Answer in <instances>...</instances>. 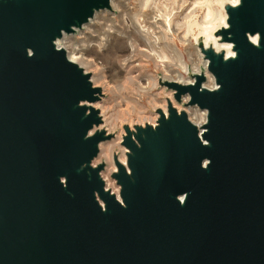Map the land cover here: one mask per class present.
I'll use <instances>...</instances> for the list:
<instances>
[{
    "label": "water",
    "instance_id": "95a60500",
    "mask_svg": "<svg viewBox=\"0 0 264 264\" xmlns=\"http://www.w3.org/2000/svg\"><path fill=\"white\" fill-rule=\"evenodd\" d=\"M110 3L0 0V264H264V0L225 6L235 56L200 46L217 89L163 81L203 128L172 103L124 126L120 198L103 91L59 47Z\"/></svg>",
    "mask_w": 264,
    "mask_h": 264
},
{
    "label": "bare ground",
    "instance_id": "6f19581e",
    "mask_svg": "<svg viewBox=\"0 0 264 264\" xmlns=\"http://www.w3.org/2000/svg\"><path fill=\"white\" fill-rule=\"evenodd\" d=\"M153 2L154 0H141V5L138 10L136 9L134 11H129L127 8L128 6L122 0H111L110 9L104 11L112 12L114 14L116 12L120 18V26L126 30V32L122 35L124 36L125 45L127 46L128 50L124 51L123 48H117L116 52L118 54L125 53L121 56V66L127 71L125 87L132 90L136 96L131 104L127 106L126 109L121 111H117L110 101H106L104 104H99L103 103V101L106 99L104 97L94 105L95 108L101 111L104 119V125L101 128H104L109 134L114 136L113 140L101 144L100 155L94 164H106V170L103 173V177L107 183V187L110 188L119 198L120 188L115 184L112 176L118 171L115 157H117L122 164L125 166L127 165L128 149L124 146V138L127 133L124 129V125L129 126L132 131H135L136 126H146L147 124L156 127L160 117L159 111L162 110L167 115L169 103H172L179 112H186L189 119L199 128H203L207 124L208 115L206 111H201L194 107H186L184 104L188 102V99H185L184 104H179L174 98V90L169 89L166 85L163 87V99L165 101V105L164 103L159 104V101H154L151 99V96L154 90L157 88V85L158 88L160 87L159 75H162V80L165 83L189 85L195 82V78L193 76L205 73L208 78V81L205 83V87L210 90H215L217 89V85L214 78L208 71L209 62L205 60L200 46L203 44L206 48L213 47L218 52L223 51L226 53L227 57L235 56L232 45L221 44L219 42L220 39L217 37V32L228 26V16L225 6L227 4L237 6L240 0H220V9H216L214 12L210 11L207 13L200 25L203 27L202 31L199 32L194 38L193 45L197 51L191 47V42L188 38H183L178 34V31L182 27H185V24L179 23L176 25V28H174V20L165 14L161 13L159 15V27H154L153 30L146 29V22L151 16L150 12L152 5L154 4ZM101 13L103 12L97 13L95 18H93L90 23L85 25L83 29L78 30L77 33L80 34L85 30L89 31L90 33H101L104 28L108 27V32H104L102 36L106 41L105 44L109 45L110 39L116 37V34L119 33V26L115 25V23L118 24V22L110 20L106 16H98ZM94 20H96V23L93 22ZM186 24H188V22ZM191 26L188 25L189 30H191ZM90 35L86 34L85 36L90 37ZM177 36L181 42L185 44L184 47L186 48V52L192 60V65L186 62L182 50L183 47L179 46ZM202 39L204 41H202ZM69 40L70 39L67 35L61 42H59V47L64 48L67 51L69 59L80 65L88 74L91 75L95 87L100 88L103 91L104 96L107 95L105 92L117 93L120 87L112 85V83L107 79V76L103 74L102 71L104 70H102V66L97 63L96 60L92 58L90 59L82 50L73 48L74 44H70ZM253 41L256 42V38L253 39ZM102 43V45H104L103 41ZM151 65H154L155 68L159 70L156 71L158 76V84L155 75L154 77L148 75ZM92 67L93 71L90 72L91 69L89 68ZM176 68L185 72L188 80H185V78H183L180 74H174L173 76V73L177 72L175 70ZM144 97L151 99H149V102L153 107V113L156 116V119L154 120V117L150 119V117L149 120H144L141 123L125 121L122 124L121 129H115L114 125L119 116H126L127 114L130 115L132 113L140 114L142 111H144V108L142 107ZM189 109L194 110L189 111ZM108 114H110L109 117L107 116ZM119 144L124 149L123 153L122 150L121 152L117 150ZM121 155H123V158ZM109 180L114 182V186H111V183L108 182Z\"/></svg>",
    "mask_w": 264,
    "mask_h": 264
},
{
    "label": "rangeland",
    "instance_id": "374dc122",
    "mask_svg": "<svg viewBox=\"0 0 264 264\" xmlns=\"http://www.w3.org/2000/svg\"><path fill=\"white\" fill-rule=\"evenodd\" d=\"M122 1L126 3L129 11H134L136 9L138 10L141 5V0L140 1L139 0H122ZM153 3L154 4L152 5V9L150 12L151 16L149 17V19H147V22H146V25H147L146 29L153 30L154 27H159V23H158L159 15L161 13L165 14L169 16L172 20H174L175 22L174 28H176V25L179 23L185 24V27H182L178 31V34L179 36L183 38L184 37L186 39L188 38L191 42V47L195 50L196 48L193 45L194 38L203 29V27H201L200 25L204 17L207 15L208 12L210 11L214 12L216 11V9H220V0H212V1L210 0H154ZM102 12L103 13L99 14L98 16L100 15L106 16L110 20L118 22V24L115 23V25L119 26V33L116 34V37L110 39L109 45L105 44L106 41L104 37L102 36L104 32H108V27L104 28L101 31V33H90L87 30L81 32L80 34L76 32L75 34L68 36L70 39L69 43L74 44L73 48H78L82 50L90 59L92 58L96 60L97 63H99L102 66V70H104L102 71L103 74L107 76V79L112 83V85L120 87L117 93L105 92L107 95H105L104 98L106 99L103 101V103H99V104H104L106 101H110L114 105L115 109H117V111H121L123 109H126L127 106H129L131 102L136 98L134 92L128 89L127 87H125L127 71L124 70L121 66L122 65L121 56L125 53L118 54L116 52L117 48H123L124 51L128 50L127 46L125 45L124 36L122 35L123 33L126 32V30L122 26H120V18L118 17V14H116V12L115 14L112 12H107V11L106 12L102 11ZM93 22L96 23V20H94ZM187 22L188 24H186ZM91 25H88V26H91ZM188 25L189 26L192 25L190 28L191 30L188 29L189 28ZM155 32H159V31H155ZM86 34H89V35L91 34V35L90 37H88V36H85ZM102 41L104 42V45H102L103 44ZM177 41H178L179 46L183 47L182 50H183L186 62L192 65V60L190 59L189 55L186 52V48L184 47L185 44L181 42L178 36H177ZM151 67L149 69L148 75L151 77H154L155 75V78L157 79V84H158V76H157L156 71H159V70H157L154 65H151ZM89 69H91L90 72L93 71V67ZM175 70L177 72H174L173 76L174 74H180L182 75L183 78H185V80H188L185 75V72L181 71L178 68H176ZM159 77H160V80H159L160 87L158 88V85H157V88L154 90L151 96V99H153L154 101H159V104L164 103L165 105V101L163 99L164 98L163 87H165V84L163 83L161 74L159 75ZM94 78H95V74H94ZM149 99L150 98L148 97H144V101L142 102V107L144 108V111H142L140 114L132 113L130 115L127 114L126 116L125 115L119 116L118 120L116 121L114 125V128L121 129V126L125 121L141 123L144 120H149L150 117H151L150 119L154 117V120H155L156 116L153 113V107L150 104ZM190 110H194V109H189V111ZM107 116L109 117L110 114H108ZM117 150L119 152H121L122 150V153L124 152V149L120 146V144L117 147ZM121 156L123 158V155ZM108 182L111 183V186L112 185L114 186V182L117 185L115 180L114 182L110 180Z\"/></svg>",
    "mask_w": 264,
    "mask_h": 264
}]
</instances>
